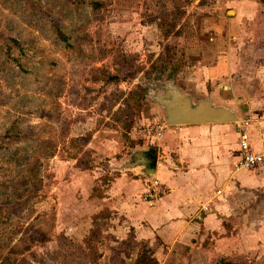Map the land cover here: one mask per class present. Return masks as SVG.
<instances>
[{
  "label": "rangeland",
  "instance_id": "rangeland-1",
  "mask_svg": "<svg viewBox=\"0 0 264 264\" xmlns=\"http://www.w3.org/2000/svg\"><path fill=\"white\" fill-rule=\"evenodd\" d=\"M234 1L0 0V264H158L132 230L119 229L126 237L115 244L112 229L127 211L122 189L149 184L131 162L143 149L159 152L172 127L156 98L168 84L196 87L190 73L213 51L232 47L237 66L231 80L216 83V99H228L236 121L249 117L248 82L240 78L248 72L255 88L264 85V50L243 39L263 43L264 17L235 40ZM236 81L231 95L223 86ZM236 121L228 123L234 132ZM236 188L221 199L243 197L249 230L223 225L247 248L192 256L189 264H264V192L246 185L244 196ZM136 194V203L149 200Z\"/></svg>",
  "mask_w": 264,
  "mask_h": 264
},
{
  "label": "crops",
  "instance_id": "crops-1",
  "mask_svg": "<svg viewBox=\"0 0 264 264\" xmlns=\"http://www.w3.org/2000/svg\"><path fill=\"white\" fill-rule=\"evenodd\" d=\"M262 3L264 4V0L232 3L233 12L229 21L236 23L233 35L235 40L242 41V38L237 36L240 33L242 35L249 33L253 23L258 26L256 24L264 17L261 13ZM260 16L262 18H259ZM243 44L254 51L264 50V41L259 44L254 37L246 41L243 39ZM207 59L209 63L194 68L190 73L196 87L180 84L177 88L190 98L200 96L202 99L198 102L208 97L213 104L217 102L218 106L229 109L228 99L220 101L216 99L219 95L214 93V87L216 83L221 82L223 85L227 80H231L232 73L237 72L232 47L222 52L217 49ZM263 72L264 70H261L258 73L260 79H264ZM243 77H239L240 80L248 82L243 83L248 84L244 92L248 90L250 95L244 107L245 114L250 118V146L253 152L264 154V85L255 88L251 83L256 82L257 76L251 73H244ZM236 78L238 76L234 77V80ZM239 83L236 81L223 87L234 95ZM187 88L190 89L186 90ZM252 89L253 94L250 93ZM221 96L226 97L225 94ZM239 121H236L237 127ZM228 123L167 128L157 144L160 151L153 148L155 158L152 168L144 163L149 153L144 151L146 149L140 152L141 159L134 156L135 159L129 168L142 172L145 175L144 180L150 177L147 180L149 184L142 190L141 185L137 183L133 184L132 188L122 189L120 204L122 210L127 211L120 216L124 220L122 226L114 225L115 229H112L116 235L115 244L126 237L124 234H118L119 229L132 230L135 241L146 244L158 264H165L167 259L170 264H189L188 258L192 256L222 257L231 253V250L245 251L244 248H247L245 239L242 241L239 239V231L245 234L246 230H249L245 223L247 207L246 204H241L243 197L234 201L221 198L223 193H226V188L232 192H240L236 187L243 190L241 187L246 185L256 186L264 192V170L254 173H248L251 170L234 172V165L240 159L239 135L238 128L234 132ZM260 168H264V164L253 170ZM154 182L157 184L154 185ZM159 189H162V195L158 194ZM139 191H143L146 196L149 195L147 197L149 200H140L136 203L134 196ZM111 192L112 190L107 195H112ZM114 192H118L117 186L114 187ZM246 192L243 190V195ZM109 199V196L103 198V203L105 207L111 209ZM223 221L228 224L229 221L236 225L240 224V230L236 235L232 231L228 236ZM217 260L208 264H217Z\"/></svg>",
  "mask_w": 264,
  "mask_h": 264
},
{
  "label": "water",
  "instance_id": "water-1",
  "mask_svg": "<svg viewBox=\"0 0 264 264\" xmlns=\"http://www.w3.org/2000/svg\"><path fill=\"white\" fill-rule=\"evenodd\" d=\"M166 113L167 123L170 126L226 123L236 121L234 112L223 107H215L211 101H201L192 104L189 96L183 94L178 88L168 84L166 94L156 98ZM155 158L153 148L148 150ZM136 156L141 159L140 153ZM154 162V160H153ZM145 163V162H144ZM153 163L151 164L152 168Z\"/></svg>",
  "mask_w": 264,
  "mask_h": 264
},
{
  "label": "built area",
  "instance_id": "built-area-1",
  "mask_svg": "<svg viewBox=\"0 0 264 264\" xmlns=\"http://www.w3.org/2000/svg\"><path fill=\"white\" fill-rule=\"evenodd\" d=\"M241 1V0H237ZM250 118H243L238 122L240 159L234 165V172L253 170L264 164V154L253 152L249 140ZM157 183L154 182V185Z\"/></svg>",
  "mask_w": 264,
  "mask_h": 264
},
{
  "label": "flooded vegetation",
  "instance_id": "flooded-vegetation-1",
  "mask_svg": "<svg viewBox=\"0 0 264 264\" xmlns=\"http://www.w3.org/2000/svg\"><path fill=\"white\" fill-rule=\"evenodd\" d=\"M152 153H148L147 156L144 159L145 164H147L149 167L153 163L154 157L151 155Z\"/></svg>",
  "mask_w": 264,
  "mask_h": 264
},
{
  "label": "trees",
  "instance_id": "trees-1",
  "mask_svg": "<svg viewBox=\"0 0 264 264\" xmlns=\"http://www.w3.org/2000/svg\"><path fill=\"white\" fill-rule=\"evenodd\" d=\"M165 23H166V22L164 21V22L162 23V25H165ZM165 27H166V26H165ZM178 71H179V67L177 66V67H175L174 70L170 73V76H173V75H174L176 72H178ZM143 261H145V262L147 261L145 256H142V262H143ZM225 264H235V263H225Z\"/></svg>",
  "mask_w": 264,
  "mask_h": 264
}]
</instances>
